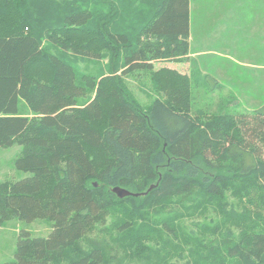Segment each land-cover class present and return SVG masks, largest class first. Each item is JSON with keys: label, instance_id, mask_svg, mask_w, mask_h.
<instances>
[{"label": "trees", "instance_id": "16d2710c", "mask_svg": "<svg viewBox=\"0 0 264 264\" xmlns=\"http://www.w3.org/2000/svg\"><path fill=\"white\" fill-rule=\"evenodd\" d=\"M189 39L190 0H0V147L19 144L15 167L30 174L0 183V226L52 224L48 236L21 229L3 264H106L116 255L89 235L97 227L121 233L132 259L174 264L181 248L149 233L160 231L152 214L196 200L222 210L226 192L247 203L229 214L240 239L215 256L264 264V106L193 118L194 77L157 66L189 55ZM76 59L102 70L81 72ZM138 71L163 96L147 108L126 80ZM178 217L163 232L176 234ZM151 237L163 248L143 243Z\"/></svg>", "mask_w": 264, "mask_h": 264}, {"label": "rangeland", "instance_id": "374dc122", "mask_svg": "<svg viewBox=\"0 0 264 264\" xmlns=\"http://www.w3.org/2000/svg\"><path fill=\"white\" fill-rule=\"evenodd\" d=\"M210 58H215V56L210 55ZM182 63L189 67L187 69V74L191 75L192 78L194 77L193 100L195 104L194 110L191 112L193 118L201 117L202 119H206L209 115L223 111L238 113L252 111L261 107H258V105L257 107L252 106L250 108L246 105L249 103L247 99L245 102L241 103L233 92H229V90L223 86L215 85L214 87L212 80H206L207 74L201 70L199 63H195L194 60L190 61L188 55L186 57H173L157 61V66L170 68V66L178 64L181 67ZM76 64L78 70L81 72L99 73L102 70L101 64L94 61L88 62L86 60L76 59ZM260 64L262 63L260 62ZM126 80L135 94V97L140 104L146 108L152 104L154 99L163 97L157 92L149 73L138 71L128 75ZM200 111H203V114H200ZM0 149V183L16 181L30 175L29 173L19 171L15 167V160L22 150L19 144ZM141 202L142 201H138V204ZM246 203L247 201L241 203L237 198L232 196L231 192H226V197L222 201V210L218 207L217 202L206 203L198 200L194 202L187 201L185 206L174 202L168 206L169 208H158V210L167 209V211L157 210L153 214L149 212L160 228L158 232L149 233H163V240H167L171 242L172 245L175 244L181 248L179 251L180 256L172 260L174 264H220V260L215 256L217 248L222 247L223 242L228 239L238 241L241 237L239 236V229H237V226L230 222L229 214L244 213V206ZM177 214H181V217L176 218L173 224L176 234L167 233L166 231L163 232L162 224L165 221L163 219L176 216ZM117 220L118 215L110 216L109 219H107V224L117 225ZM140 222L141 220L138 221L137 225H139ZM21 229L29 230L33 236H48L52 230V224L45 219H37L28 222L12 218L1 225L0 264L14 259L17 240ZM99 231L100 229L97 227L89 233V235L102 238L111 244V246L113 245V254L116 255L115 257H111L106 264H144L141 259H132L122 254V247L117 245L114 240L120 237L122 235L121 233H101ZM156 238L157 237H151L149 240H144L143 243L154 250H160L163 248L164 241H158ZM228 260L231 264H235L236 262L229 258Z\"/></svg>", "mask_w": 264, "mask_h": 264}, {"label": "crops", "instance_id": "0c3cea01", "mask_svg": "<svg viewBox=\"0 0 264 264\" xmlns=\"http://www.w3.org/2000/svg\"><path fill=\"white\" fill-rule=\"evenodd\" d=\"M189 42L190 61L214 87L247 99L250 108L264 106V0H190ZM170 68L187 74L189 67Z\"/></svg>", "mask_w": 264, "mask_h": 264}, {"label": "water", "instance_id": "95a60500", "mask_svg": "<svg viewBox=\"0 0 264 264\" xmlns=\"http://www.w3.org/2000/svg\"><path fill=\"white\" fill-rule=\"evenodd\" d=\"M113 192H115L118 195V197H120V198L130 196V195H134V196L139 195L138 193H133L130 190L123 188V187H120V186L114 187Z\"/></svg>", "mask_w": 264, "mask_h": 264}]
</instances>
